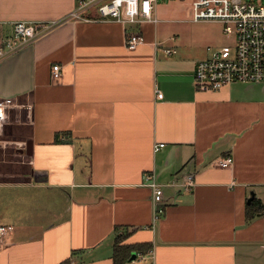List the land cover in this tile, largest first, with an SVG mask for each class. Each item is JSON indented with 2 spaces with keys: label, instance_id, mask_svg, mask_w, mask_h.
Returning <instances> with one entry per match:
<instances>
[{
  "label": "crops",
  "instance_id": "obj_1",
  "mask_svg": "<svg viewBox=\"0 0 264 264\" xmlns=\"http://www.w3.org/2000/svg\"><path fill=\"white\" fill-rule=\"evenodd\" d=\"M75 5L0 0V43L13 23L62 21ZM179 15L156 0V23L67 21L0 60V99L14 101L0 135V226L12 228L0 264H114L115 227L125 244H151L124 264H264V216L245 220L251 193L264 205V84L196 91L195 64L220 48L206 27L223 28L182 29ZM131 33L143 42L127 50ZM147 173L163 187L156 222Z\"/></svg>",
  "mask_w": 264,
  "mask_h": 264
},
{
  "label": "built area",
  "instance_id": "obj_2",
  "mask_svg": "<svg viewBox=\"0 0 264 264\" xmlns=\"http://www.w3.org/2000/svg\"><path fill=\"white\" fill-rule=\"evenodd\" d=\"M156 0H76L74 9L62 21L39 23L17 22L12 33L0 43V60L20 51L26 45L57 28L67 21H114L122 25L156 23L153 10ZM192 22H217L223 33L233 38L232 45L208 49L207 58L198 61L194 67V85L198 92H214L233 83L264 84V0L254 2L243 0H193L190 11ZM139 34L131 33L125 39L127 50H134L142 44ZM171 55V50H165ZM51 80L62 76L61 66L51 67ZM156 98L162 94L156 91ZM14 105L11 99H0V135L7 120L6 111ZM163 144L154 146V151ZM231 157L218 160L219 168H228ZM146 185L152 192L153 221L160 217V203L163 187L156 183L153 173L144 175ZM195 185L194 174L187 173L182 187L191 191ZM11 227L0 226V243L11 232Z\"/></svg>",
  "mask_w": 264,
  "mask_h": 264
},
{
  "label": "trees",
  "instance_id": "obj_3",
  "mask_svg": "<svg viewBox=\"0 0 264 264\" xmlns=\"http://www.w3.org/2000/svg\"><path fill=\"white\" fill-rule=\"evenodd\" d=\"M264 216V205L258 200H252L249 205L246 206L245 220L246 222L251 221L255 217ZM115 237L112 248V260L114 264H124L131 257L132 253H146L151 249V244L141 245H128L125 244L129 232L125 228L115 227Z\"/></svg>",
  "mask_w": 264,
  "mask_h": 264
},
{
  "label": "rangeland",
  "instance_id": "obj_4",
  "mask_svg": "<svg viewBox=\"0 0 264 264\" xmlns=\"http://www.w3.org/2000/svg\"><path fill=\"white\" fill-rule=\"evenodd\" d=\"M171 1L174 5V10L180 13L179 15L180 20L178 21L177 24H174L176 27H181L182 29L189 28L190 30H193L194 27L199 25L198 23H203V22H198V23L192 22L190 19V12L189 11L186 12V10H188V7L190 8L191 11V5L193 0H157L159 4L171 3ZM243 1L254 2L256 0H243ZM211 23H216V22H211ZM206 28H209L206 30L207 33L218 36V39L220 41V45H218V47L233 44V38L231 36L226 37L223 33H221L220 25L208 26ZM213 46H217V45L214 44ZM5 178L11 179L10 177L7 176Z\"/></svg>",
  "mask_w": 264,
  "mask_h": 264
},
{
  "label": "water",
  "instance_id": "obj_5",
  "mask_svg": "<svg viewBox=\"0 0 264 264\" xmlns=\"http://www.w3.org/2000/svg\"><path fill=\"white\" fill-rule=\"evenodd\" d=\"M253 198H254V195H253V193H251L250 198L247 200V204H250V202L253 200ZM135 258H136V254L135 253H132V255H131V257L129 259L130 260H133Z\"/></svg>",
  "mask_w": 264,
  "mask_h": 264
}]
</instances>
